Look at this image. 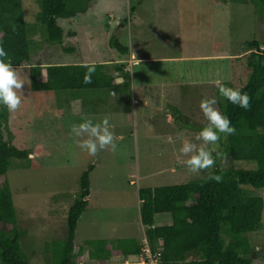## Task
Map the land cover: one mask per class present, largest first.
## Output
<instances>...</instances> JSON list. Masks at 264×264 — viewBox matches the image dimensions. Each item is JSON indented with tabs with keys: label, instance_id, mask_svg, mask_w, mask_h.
Segmentation results:
<instances>
[{
	"label": "rangeland",
	"instance_id": "1",
	"mask_svg": "<svg viewBox=\"0 0 264 264\" xmlns=\"http://www.w3.org/2000/svg\"><path fill=\"white\" fill-rule=\"evenodd\" d=\"M21 3L32 28L36 62L103 64L115 77L117 88L123 84L124 73L132 78L129 89L89 91L76 102L71 101V92L31 93L29 67H21L26 99L10 114L9 130L17 147L40 146L45 151L36 156L38 167L16 169L17 161H13L8 173L18 227L23 231V253L29 264H50L52 244L67 237L68 212L89 168V205L78 222L75 251L99 239L113 246L120 239L133 238L141 247L145 230L139 215V188L185 185L210 175L213 166L191 173L186 165L189 157L180 148L185 140L200 143L196 134L207 124L199 107L202 99L214 97L219 110L225 104L215 80L233 89L247 84L252 52L248 44L264 41V18L255 7L217 0H96L88 14L61 21L63 45H51L46 42L45 27L37 22L38 0ZM115 44L127 48L128 55L122 56ZM71 48L75 52H64ZM120 65L122 74L116 71ZM84 116L94 122L109 121L116 137L115 152L105 149L90 156L79 149L81 138L71 133V127ZM224 143L222 137L215 161L229 166L223 158ZM233 165L252 168L238 162ZM247 191L264 200V189ZM170 222V215H160L155 226ZM246 236L257 251L255 264H264V213L260 230ZM85 255L89 256L88 250ZM110 261L123 263L117 257Z\"/></svg>",
	"mask_w": 264,
	"mask_h": 264
},
{
	"label": "trees",
	"instance_id": "2",
	"mask_svg": "<svg viewBox=\"0 0 264 264\" xmlns=\"http://www.w3.org/2000/svg\"><path fill=\"white\" fill-rule=\"evenodd\" d=\"M217 1L255 7L257 14L264 18V0ZM95 2L38 0L40 12L37 22L46 29V42L63 45L61 21L88 14ZM31 31L21 0H0V46L7 52L6 60L13 67L28 65L31 93L71 92V101L77 102L85 99L89 91L131 88L129 73L122 75L123 84L117 88L115 77L105 70L103 64L42 65L36 62L32 57ZM248 46L252 50L247 61L251 75L247 84L239 89L248 94L249 106L245 110L226 99L220 106L221 112L228 116L235 128V133L228 135L223 144V158L229 166H221L215 161L205 179L185 185L138 190L140 221L147 238L154 250L159 241L162 242L161 264H255L257 259V251L246 235L260 230L264 200L250 196L247 188L264 189V41L254 40ZM114 47L122 56L129 53L120 44ZM64 52H75V48L64 49ZM85 65H95L96 68L91 84L83 83L87 71ZM121 67L117 66L116 71L122 74ZM44 72L45 81L42 80ZM223 84L230 87L228 83ZM175 114L177 116L179 112L175 111ZM10 117L7 109L0 106V264H29L20 244L23 231L18 227L8 173L14 167L13 161H17L16 169L38 167L36 156H43L45 151L40 146L38 149L17 147L9 130ZM234 162L252 168L237 169ZM91 170L89 168L83 174L80 194L68 212L65 241L52 244L54 253L50 264H75L86 258V250L89 258L100 264L115 256L134 259L141 253L139 243L133 238L120 239L113 246L108 240L88 241L75 251L78 222L89 205ZM212 176H220L221 179H210ZM160 215H170L171 222L155 226V219ZM192 255L195 259L190 261L188 258Z\"/></svg>",
	"mask_w": 264,
	"mask_h": 264
},
{
	"label": "clouds",
	"instance_id": "3",
	"mask_svg": "<svg viewBox=\"0 0 264 264\" xmlns=\"http://www.w3.org/2000/svg\"><path fill=\"white\" fill-rule=\"evenodd\" d=\"M6 57L7 52L0 46V106L5 107L9 114H15L20 109L23 99H26L22 91L26 84L21 75L22 69L13 67L10 62H7ZM133 58L136 59L134 52ZM137 62L140 63L139 60ZM85 67L87 71L84 75L83 83L91 84L92 76L96 71L95 65H85ZM213 83L218 89L219 94L229 103L247 110L249 96L246 92L227 87L219 79ZM112 94L115 95V93ZM216 105L217 100L214 97L201 100L199 107L207 124L196 134L195 139L200 143L185 140L180 148L181 154L189 157L186 165L193 174H199L201 171L212 167L215 164L214 154L216 153L218 142L222 137L226 138L228 135L235 133V128L231 126L228 116L222 113ZM110 127L107 119L94 122L92 119L84 116L82 117V122L72 125L71 133L75 137L81 138L78 143L81 151L87 152L90 156H95L99 151L105 149H110L113 152L116 151V137L110 130ZM210 179L219 181L221 177L212 176ZM139 203L141 205V201ZM143 229L145 230L144 227ZM144 235H146L145 231ZM158 249L161 252L163 250L161 241H159L156 250Z\"/></svg>",
	"mask_w": 264,
	"mask_h": 264
},
{
	"label": "built area",
	"instance_id": "4",
	"mask_svg": "<svg viewBox=\"0 0 264 264\" xmlns=\"http://www.w3.org/2000/svg\"><path fill=\"white\" fill-rule=\"evenodd\" d=\"M117 258L123 259L122 261L123 263L120 264H161L162 252L160 249L154 250L149 239L147 238L146 235H144V239L141 243V253L137 257L138 259H126L122 256ZM91 261L92 260L88 256L84 260L78 261L75 264H92ZM96 264H100V263H96ZM104 264H116V263H111V261L109 260Z\"/></svg>",
	"mask_w": 264,
	"mask_h": 264
},
{
	"label": "crops",
	"instance_id": "5",
	"mask_svg": "<svg viewBox=\"0 0 264 264\" xmlns=\"http://www.w3.org/2000/svg\"><path fill=\"white\" fill-rule=\"evenodd\" d=\"M77 102H78V101H77ZM139 205H140V203H139ZM109 242H110V241H109ZM113 244H114V243H113ZM115 257H118V256H115ZM115 257H112L111 260L114 259ZM119 257H120V256H119Z\"/></svg>",
	"mask_w": 264,
	"mask_h": 264
}]
</instances>
